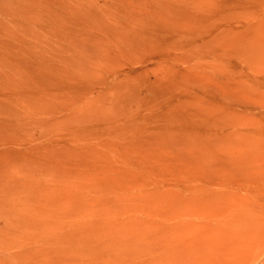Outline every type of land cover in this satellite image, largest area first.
Wrapping results in <instances>:
<instances>
[{
    "label": "rangeland",
    "instance_id": "1",
    "mask_svg": "<svg viewBox=\"0 0 264 264\" xmlns=\"http://www.w3.org/2000/svg\"><path fill=\"white\" fill-rule=\"evenodd\" d=\"M0 264H264V0H0Z\"/></svg>",
    "mask_w": 264,
    "mask_h": 264
},
{
    "label": "bare ground",
    "instance_id": "2",
    "mask_svg": "<svg viewBox=\"0 0 264 264\" xmlns=\"http://www.w3.org/2000/svg\"><path fill=\"white\" fill-rule=\"evenodd\" d=\"M139 208V207H138ZM148 208V207H147ZM140 210V209H139ZM240 211V210H239ZM251 211V210H250ZM142 212V211H141ZM132 213V212H131ZM145 213V212H144ZM119 214V213H118ZM140 214V213H139ZM113 215H114V213H113ZM109 216H110V214H109ZM146 216V215H145ZM248 217V216H247ZM108 218V217H107ZM232 218V217H231ZM109 219V218H108ZM222 220V219H221ZM225 220V219H224ZM138 221V220H137ZM244 221V220H243ZM242 221V222H243ZM246 221V220H245ZM149 222V221H148ZM126 223V222H125ZM142 223V222H141ZM132 224V223H131ZM241 224H243V223H241ZM128 225V224H127ZM140 225V224H139ZM129 227V226H128ZM148 227V226H147ZM150 227V226H149ZM226 228V227H225ZM241 228V227H240ZM243 229V228H242ZM132 230V229H131ZM147 230V229H146ZM219 230H220V228H219ZM128 232H129V228H128V230H127ZM123 233H124V231H123ZM94 234V233H93ZM136 234V233H135ZM218 234V233H217ZM126 235H127V233H126ZM134 235V234H133ZM139 235V234H138ZM124 236H125V234H124ZM129 237V236H128ZM216 237H218V236H216ZM220 238V236L217 238V239H219ZM139 240H141V239H139ZM125 241H127V240H125ZM142 241V240H141ZM112 243V242H111ZM210 243H212V242H210ZM220 244V243H219ZM111 245V244H110ZM115 245V244H114ZM209 246V245H208ZM114 247V246H113ZM210 247V246H209ZM119 248V247H118ZM222 248V247H221ZM209 250V249H208ZM216 250V249H215ZM221 250V249H220ZM212 251V250H211ZM210 254V253H209ZM119 255V254H118ZM211 255H213V254H211ZM173 256V255H172ZM177 258V257H176ZM188 258V257H187ZM176 262H177V260H175ZM189 262V261H188Z\"/></svg>",
    "mask_w": 264,
    "mask_h": 264
}]
</instances>
